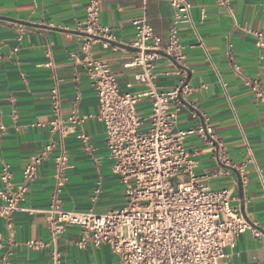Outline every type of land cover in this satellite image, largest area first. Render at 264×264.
Wrapping results in <instances>:
<instances>
[{"label":"crops","instance_id":"crops-1","mask_svg":"<svg viewBox=\"0 0 264 264\" xmlns=\"http://www.w3.org/2000/svg\"><path fill=\"white\" fill-rule=\"evenodd\" d=\"M87 1L0 0V17L48 27L23 26L26 30L19 42L16 27L22 25L0 20V172L3 165L7 166L12 185L17 188L29 157L56 142V151L64 149L69 165L58 195L61 208L106 213L119 208L124 197L119 178L111 171L104 127L96 117L97 98L80 63L83 37L75 28L84 19ZM187 1L192 5L191 19L205 49L197 45L189 25L178 27L184 56L182 71L193 92L184 99L186 104L182 103L174 131L198 125L210 129L206 139L192 134L184 140L185 150L197 163L195 172L217 174L209 181L211 188H233L232 206L260 233L259 237L251 231L241 235L235 247L224 250L222 264H264V105L254 100L245 84L257 80L264 89V49L256 47L253 36L254 32L264 34V0H230L228 9L217 7L213 0ZM142 16L152 27L159 46L164 47L173 16L166 0H103L98 24L112 35L113 42L132 47V23ZM92 55L115 75L120 92L144 91L134 84L140 69L128 66L136 52L98 41ZM154 73L159 89L167 91L177 86L178 68L167 58L160 56L155 61ZM54 87L60 93L61 118L65 121L71 115L78 98L77 112L83 120L62 138L59 133H51L49 127L54 118L50 103ZM150 108L149 97H140L138 115L147 117ZM80 133L89 138V150L77 138ZM247 145L254 163L245 168L240 198L236 176L221 166L217 149H222L229 163L237 166L246 160ZM56 151L40 166L18 204L19 210L9 218H0V264L5 256L11 264H51L53 250L59 252L63 264H119L107 245L79 248L80 232L76 227H66L56 239L50 236L44 211L55 194ZM28 241L43 246L31 249L26 245Z\"/></svg>","mask_w":264,"mask_h":264},{"label":"built area","instance_id":"built-area-1","mask_svg":"<svg viewBox=\"0 0 264 264\" xmlns=\"http://www.w3.org/2000/svg\"><path fill=\"white\" fill-rule=\"evenodd\" d=\"M173 10L168 29L167 43L159 46L158 39L145 16L133 21L134 40L132 47L139 49L129 63L140 71L134 76V84L143 88L140 94L122 93L110 69L92 55V48L102 37L112 41V35L98 24L103 0H88L82 22L75 31L82 36L79 45L80 63L84 74L94 89L98 113L97 120L104 127L105 145L111 160V171L123 187V204L106 213L66 211L61 208L58 195L66 181L69 168L68 157L63 148L58 151L56 142L48 143L31 155L21 171V184L14 189L12 174L3 165L0 172V218H9L18 211L29 185L36 179L38 170L50 154L54 156L56 189L50 207L44 211L52 239H56L66 227L79 229V248L88 245H107L119 264H222L226 248L235 247L237 239L253 229L241 211L232 206L233 188L214 189L209 181L217 174L197 175V163L184 147L187 136L197 134L206 139L210 129L198 125L186 131H174L184 100L193 89L184 85L186 75L178 68L179 81L171 90L156 86L155 61L160 55L146 51L161 50L182 65L184 56L178 38V27L189 25L197 45L203 49L202 37L197 33L191 19L192 5L187 0H166ZM221 9H228L230 0H213ZM203 18V16H202ZM17 40L21 42L25 28L17 26ZM256 47L264 49V34L254 32ZM230 59V52L227 51ZM50 66V64H47ZM234 69L237 70L236 66ZM254 100L264 105V89L257 80L245 82ZM150 99L151 108L147 117L136 113L140 97ZM53 120L49 127L53 134L64 137L82 123L75 98L71 115L61 118V98L57 87L50 92ZM146 125V129L142 130ZM77 138L84 149L89 150V138L80 133ZM212 144H216L211 141ZM246 160L231 165L225 152L218 148V161L234 168L244 182L247 164L254 163L250 147L246 146ZM187 177V180H182ZM28 248L39 249L41 242L28 241ZM2 264H11L5 256ZM51 264H63L59 252H51Z\"/></svg>","mask_w":264,"mask_h":264},{"label":"water","instance_id":"water-1","mask_svg":"<svg viewBox=\"0 0 264 264\" xmlns=\"http://www.w3.org/2000/svg\"><path fill=\"white\" fill-rule=\"evenodd\" d=\"M0 20H5V21H8V22L16 23V24H19V25H22V26H25V27H30V28L48 29L47 26H42V25H38V24H34V23H29V22H24V21H17V20H13V19H9V18H4V17H0ZM78 34H80L81 36H89V35H85V34H82V33H78ZM98 39L100 41L107 42V43H110V44H113V45H116V46H120L122 48L131 50V51H134V52H139V49L134 48V47L119 45L118 43H115L113 41L107 40V39L102 38V37H99ZM146 52L147 53H155V54H158L160 56H163V57L167 58L175 67L180 68L182 70H185L171 56H169L168 54H166L165 52H163L161 50H158V51H146ZM187 83H188V81L186 79L184 85H187ZM180 100H181L182 103H185L186 104V102L181 97H180ZM217 156H218V149H217ZM221 166L224 167V168H226V169H228V170H231L235 174L236 180H237L238 193H239L240 198H242V196H243L242 195V181H241V177H240L239 173L234 168L226 167V166H223V165H221ZM247 222L249 223V221H247ZM249 225L251 226V223H249Z\"/></svg>","mask_w":264,"mask_h":264},{"label":"rangeland","instance_id":"rangeland-1","mask_svg":"<svg viewBox=\"0 0 264 264\" xmlns=\"http://www.w3.org/2000/svg\"><path fill=\"white\" fill-rule=\"evenodd\" d=\"M136 113H137V111H136ZM138 114V113H137Z\"/></svg>","mask_w":264,"mask_h":264}]
</instances>
